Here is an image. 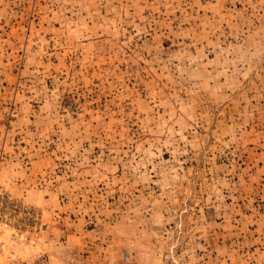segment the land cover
I'll return each mask as SVG.
<instances>
[{
    "label": "rangeland",
    "instance_id": "374dc122",
    "mask_svg": "<svg viewBox=\"0 0 264 264\" xmlns=\"http://www.w3.org/2000/svg\"><path fill=\"white\" fill-rule=\"evenodd\" d=\"M0 264H264V0H0Z\"/></svg>",
    "mask_w": 264,
    "mask_h": 264
}]
</instances>
